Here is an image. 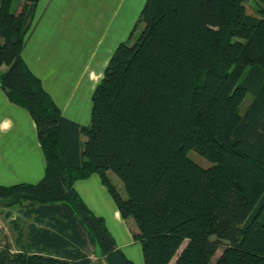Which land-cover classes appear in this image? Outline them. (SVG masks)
Wrapping results in <instances>:
<instances>
[{"label":"trees","instance_id":"1","mask_svg":"<svg viewBox=\"0 0 264 264\" xmlns=\"http://www.w3.org/2000/svg\"><path fill=\"white\" fill-rule=\"evenodd\" d=\"M19 1L0 0V87L33 117L46 168L37 183L0 185L18 212L0 264H95L93 249L134 264L75 188L94 173L136 224L144 264H211L218 251L214 264H264V0L255 14L250 0H146L88 125L66 118L25 62L39 0Z\"/></svg>","mask_w":264,"mask_h":264},{"label":"crops","instance_id":"2","mask_svg":"<svg viewBox=\"0 0 264 264\" xmlns=\"http://www.w3.org/2000/svg\"><path fill=\"white\" fill-rule=\"evenodd\" d=\"M145 1L39 0L34 26L22 56L66 118L82 125L90 123L93 92L115 47L126 38L125 36L116 46L104 47L101 53L99 50L96 54L92 53L90 45L84 50L83 43L78 42L79 39L72 32L78 26L75 27L78 19L71 17L74 14L72 11L78 12L77 15H94L97 21L102 14L120 13L122 10L121 13H133L136 19ZM19 2L13 0L12 9H16ZM130 35L131 32L128 36ZM83 54L86 62H83ZM5 68L1 66L0 73ZM45 168L46 159L33 117L24 107L9 101L0 87V185L37 183L43 178ZM75 188L86 205L95 214L105 218L118 247L133 261L127 248L137 247L133 239V232L137 231V227L132 220L125 221L121 217L98 174L76 181ZM1 208L0 223L8 220V225L15 234V241L17 233L6 215L17 207ZM3 243L4 241L0 242ZM133 250L138 251L136 248H132Z\"/></svg>","mask_w":264,"mask_h":264},{"label":"rangeland","instance_id":"3","mask_svg":"<svg viewBox=\"0 0 264 264\" xmlns=\"http://www.w3.org/2000/svg\"><path fill=\"white\" fill-rule=\"evenodd\" d=\"M258 4H259V0H250L247 4V11L250 14H255L257 11ZM134 9L136 10L137 8H134ZM72 12L74 14H72L71 17H74V18L77 17L78 19L77 23H75V27L77 25L78 26L72 30L74 37L76 39H79L77 40L78 42L83 43L84 50L90 45L89 50H91V52L94 54H96L98 50L100 53L103 52L104 47L116 46L118 42L120 40H123L125 36L126 38L123 41L129 42V43L134 42L142 28V26H139V28L136 31H134V34L132 35V37L129 38L128 35L130 34V32L133 33V29L139 18V15L136 19H134L135 15L133 13L132 14L121 13L122 10L120 11V13L102 14L100 18L97 19V21L96 19H94L95 18L94 15H87L85 13L77 15L78 12L76 11H72ZM101 12L102 11H100V13ZM33 26H34V22H33ZM84 60H85V55L83 54V62H86ZM84 76L86 77L85 74ZM251 101H252V96L249 94L246 95L245 99L243 100L240 106L241 113H243L246 110V108L248 107ZM188 156L192 158L193 160H195L196 162H198L199 164H201L202 166L208 165V162L203 157H201L200 155H198L196 152L192 150L189 151ZM110 175L114 183H116L121 189L122 193L125 194L122 182L113 173L110 172ZM0 209L2 208L0 207ZM9 212L11 215L12 214L16 215L18 213L17 208H15L14 210L11 209ZM7 221L2 220V222L0 223V242L4 241V243L7 241L14 242V237H15L14 232L8 225L9 222ZM136 243H137V247H132V248H136L138 249V251L135 252V250L132 251V248L131 249L127 248V252L129 253V256L132 257L134 264H144L141 245L138 242ZM220 253L221 251L217 252L211 264L215 263L216 258L220 255ZM91 255H92V259L95 264H105L102 258L99 256L97 249L96 250L93 249L91 251Z\"/></svg>","mask_w":264,"mask_h":264},{"label":"water","instance_id":"4","mask_svg":"<svg viewBox=\"0 0 264 264\" xmlns=\"http://www.w3.org/2000/svg\"><path fill=\"white\" fill-rule=\"evenodd\" d=\"M8 205V202L0 200V207H6Z\"/></svg>","mask_w":264,"mask_h":264}]
</instances>
